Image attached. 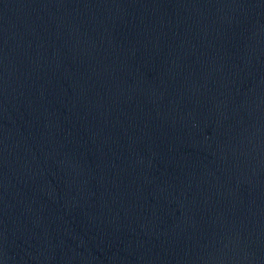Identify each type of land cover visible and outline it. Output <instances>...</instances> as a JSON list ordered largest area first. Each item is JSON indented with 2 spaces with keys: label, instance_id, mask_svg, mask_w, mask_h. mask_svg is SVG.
<instances>
[{
  "label": "water",
  "instance_id": "water-1",
  "mask_svg": "<svg viewBox=\"0 0 264 264\" xmlns=\"http://www.w3.org/2000/svg\"><path fill=\"white\" fill-rule=\"evenodd\" d=\"M0 264H264V0H0Z\"/></svg>",
  "mask_w": 264,
  "mask_h": 264
}]
</instances>
